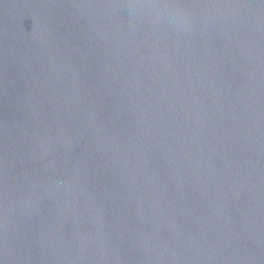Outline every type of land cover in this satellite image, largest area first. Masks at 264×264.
I'll list each match as a JSON object with an SVG mask.
<instances>
[{
  "label": "water",
  "instance_id": "obj_1",
  "mask_svg": "<svg viewBox=\"0 0 264 264\" xmlns=\"http://www.w3.org/2000/svg\"><path fill=\"white\" fill-rule=\"evenodd\" d=\"M0 264H264V0H0Z\"/></svg>",
  "mask_w": 264,
  "mask_h": 264
}]
</instances>
